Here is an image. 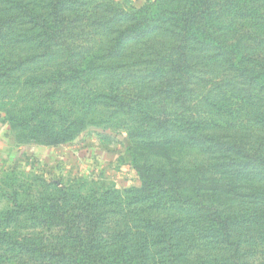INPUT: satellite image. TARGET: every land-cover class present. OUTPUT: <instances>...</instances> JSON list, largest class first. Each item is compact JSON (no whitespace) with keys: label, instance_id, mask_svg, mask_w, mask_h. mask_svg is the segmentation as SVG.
Segmentation results:
<instances>
[{"label":"trees","instance_id":"trees-1","mask_svg":"<svg viewBox=\"0 0 264 264\" xmlns=\"http://www.w3.org/2000/svg\"><path fill=\"white\" fill-rule=\"evenodd\" d=\"M255 1L0 0V85L41 83L89 112L125 117L148 145L202 155L188 176L136 166L140 185L122 190L55 185L41 212L13 200L4 219L46 232L16 238L14 264H249L251 247H264V8ZM38 115L23 125L61 144Z\"/></svg>","mask_w":264,"mask_h":264},{"label":"rangeland","instance_id":"rangeland-1","mask_svg":"<svg viewBox=\"0 0 264 264\" xmlns=\"http://www.w3.org/2000/svg\"><path fill=\"white\" fill-rule=\"evenodd\" d=\"M126 1L140 5L145 0ZM255 5L264 8V0L255 1ZM32 70L33 67H26L20 82ZM13 81L0 85V264H14L10 248L16 238L46 234L34 220L4 219L2 213L12 207L13 200L20 204L37 203L41 212L44 201L56 194L55 185L76 184L83 194L89 190H122L140 185L136 166L144 163L153 166L154 175L164 165L168 170L180 167L182 173L188 172L187 176L195 162L200 164L202 155L189 148L148 145L143 137L134 135L138 134L134 124L125 117L107 119L102 113L89 112L77 101L69 100L62 91L49 92L48 86L41 88V83L33 88L19 85V78ZM39 106L41 109H37ZM38 113L34 120L64 134L61 144L53 146L40 137L35 139L32 127L23 125L24 120ZM102 129L121 136H103L99 133ZM188 180L186 186L192 188ZM260 246L251 247L254 255L248 258L249 264H264V247Z\"/></svg>","mask_w":264,"mask_h":264}]
</instances>
